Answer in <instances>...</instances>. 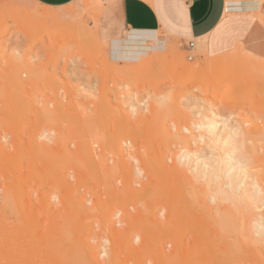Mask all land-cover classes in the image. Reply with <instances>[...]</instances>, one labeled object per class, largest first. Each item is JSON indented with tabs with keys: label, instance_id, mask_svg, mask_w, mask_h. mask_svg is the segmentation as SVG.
I'll list each match as a JSON object with an SVG mask.
<instances>
[{
	"label": "rangeland",
	"instance_id": "obj_1",
	"mask_svg": "<svg viewBox=\"0 0 264 264\" xmlns=\"http://www.w3.org/2000/svg\"><path fill=\"white\" fill-rule=\"evenodd\" d=\"M106 6L0 0V264H264V51L114 60ZM241 180L258 199L211 202Z\"/></svg>",
	"mask_w": 264,
	"mask_h": 264
},
{
	"label": "crops",
	"instance_id": "obj_2",
	"mask_svg": "<svg viewBox=\"0 0 264 264\" xmlns=\"http://www.w3.org/2000/svg\"><path fill=\"white\" fill-rule=\"evenodd\" d=\"M35 1L60 7L74 0ZM104 1L107 6L102 29L114 60L132 61L139 55L146 56L157 41L166 47L177 42L187 51L188 43L194 41V49L198 47L211 55L241 44L264 51V0Z\"/></svg>",
	"mask_w": 264,
	"mask_h": 264
},
{
	"label": "bare ground",
	"instance_id": "obj_3",
	"mask_svg": "<svg viewBox=\"0 0 264 264\" xmlns=\"http://www.w3.org/2000/svg\"><path fill=\"white\" fill-rule=\"evenodd\" d=\"M252 2V1H251ZM253 2H254V0H253ZM257 2V1H256ZM37 15V14H36ZM39 15V14H38ZM37 15V16H38ZM44 15V14H43ZM46 15H44V16H40V17H42V18H44ZM48 17H50L51 15L50 14H48L47 15ZM157 37H159V36H157ZM161 37V36H160ZM119 41V40H118ZM121 42V41H120ZM116 43H118V42H116ZM153 44H156L155 46H152L150 49H151V51H155V50H163L166 46L164 45L165 43H163V42H160V41H157L156 43H153ZM121 45V44H120ZM126 47V46H125ZM120 48V47H119ZM138 48H140V47H138ZM114 49H116V47L114 48ZM128 49V48H127ZM142 49H144V48H142ZM148 50V49H147ZM150 51V52H151ZM149 52V53H150ZM120 53H122V52H120ZM119 53V54H120ZM148 53V54H149ZM146 56H147V54H146ZM121 57V56H120ZM144 57V56H143ZM122 58V57H121ZM136 59L135 60H133V61H136V60H139L140 58H142V57H140V55H139V58H137V57H135ZM192 73L193 72H189L188 74H187V76H190V75H192ZM202 127H203V125L202 124H197L196 125V129H202ZM215 128L212 126L209 130H208V132L210 133V135H211V140L212 141H219V140H222L223 141V143H226V144H230V143H232V139L230 138V137H227V138H222L221 139V137L220 136H218V135H216V133H215ZM204 137V136H203ZM202 136L200 137V142L201 141H205V137L203 138ZM198 139V138H197ZM232 152H234V151H232ZM129 153V152H128ZM124 156H125V154H123ZM132 156V155H131ZM227 156L230 158L229 160H226L227 161V163L229 164V165H231L232 167L230 168V169H228V177H229V175L232 177V178H230V181L229 182H231V185H234V183L232 184V181H234L235 179H236V177L233 175V174H231V173H233L234 171H231L233 168H234V163H233V158L231 157L232 155L230 154V152H228V154H227ZM186 157H188V156H186ZM191 157L189 156V159H190ZM198 157H196V159H197ZM189 159H182V164H183V167L185 168H187V165H188V163L191 161H188ZM184 160V161H183ZM198 160V159H197ZM221 161V160H220ZM220 161H218V163H216L215 162V164H218V165H216L215 166V164L212 166V168L211 167H208V165H207V163H204V167L202 168V164H200L199 166H198V164L196 165V167L193 169V170H191V172L192 173H194V176H193V178L194 179H197L198 180V178H201V179H204L203 181H205V183H211V181L212 180H214V181H218V179H219V175L218 174H216V175H211L212 174V172H220L221 171V168H220ZM196 163H198V162H196ZM182 167V168H183ZM190 167L188 166V170L187 171H189L190 169H189ZM174 169H177L176 167H174ZM179 170H181V169H179ZM136 171V170H135ZM137 172V171H136ZM139 172V171H138ZM190 172V173H191ZM142 173V172H141ZM140 174V173H139ZM132 179V178H131ZM131 179H129V180H131ZM231 179H234V180H231ZM124 180V179H123ZM128 180V182H130ZM120 181V180H119ZM133 181V180H132ZM201 182V183H203L204 184V182ZM244 180H241V182H239L240 184H238V185H235L234 187H232V186H230V183H229V189H225V191H222L221 189H217L216 191L217 192H215V194L214 195H211L212 197H211V202H213V201H216V202H213V204L215 203H217V199H219V198H222V197H226V200H227V198H229V200L228 201H232V203L233 202H237V201H233L234 199H236V200H238V199H244L245 201L247 200V201H249V200H253V199H258L259 198V195L262 193V191L259 189V188H257V189H251L250 187H252L251 185H253V184H251L250 186H247V185H245L244 184ZM119 183V182H118ZM124 184L126 185V182H124ZM130 184H131V182H130ZM128 185V184H127ZM240 185V187H238ZM206 187V186H205ZM111 188V187H110ZM114 188V187H113ZM207 189V188H206ZM219 190V191H218ZM258 190H259V192H258ZM112 192V194L114 195V194H118L117 193V190H115V189H113V191H111ZM119 192V191H118ZM121 192V191H120ZM111 194V193H110ZM228 196V197H227ZM224 197V198H225ZM234 198V199H233ZM7 199V198H6ZM6 199L4 198V202H2L3 204L1 205V209H0V221H1V219H2V216L4 215V213L5 212H7V211H5V202H7L6 201ZM260 200H261V202H262V199H261V197H260ZM223 201H225V200H223ZM255 201V200H254ZM238 204H240V202L238 201L237 202ZM7 206V205H6ZM8 207V206H7ZM116 208V207H115ZM139 211H140V209H138ZM137 210V211H138ZM142 210V209H141ZM146 210H148V209H146ZM218 210V209H217ZM113 211H114V209H113ZM219 211V210H218ZM222 211V210H221ZM151 212V211H150ZM141 213V212H140ZM160 213V212H159ZM172 213V212H171ZM122 214V213H121ZM129 214V213H128ZM156 214V213H155ZM168 214H169V212H168ZM160 215V214H159ZM5 216V215H4ZM130 216V215H129ZM137 216V215H136ZM136 216H135V219H137L136 218ZM156 216H158V215H156ZM170 216H171V214H170ZM261 218H262V216H260ZM130 218V217H129ZM221 218H223V217H221ZM111 219V218H110ZM114 219V218H113ZM260 219V218H259ZM109 220V219H108ZM116 220V219H115ZM114 220V221H115ZM119 220V219H118ZM114 221H112V222H114ZM131 221H132V218H130V220H129V222L131 223ZM138 221L139 222H137L136 221V223H139V225H140V220L138 219ZM164 221V220H163ZM165 221H167V220H165ZM170 221V220H169ZM119 222H123V221H119ZM128 222V223H129ZM156 222H158L157 220L154 222L155 223V225L157 224ZM257 222V221H256ZM115 223V222H114ZM160 222H158V224H159ZM163 223V222H162ZM161 223V224H162ZM259 223H261V222H257L256 224H255V226L254 227H256V232H258V235L259 234H261L262 233V228L263 227H260V226H262V224H259ZM133 224V223H132ZM164 224H166L165 222H164ZM109 225V224H108ZM121 225H123V224H121ZM132 226V225H131ZM135 226V225H134ZM146 226V225H145ZM157 226V225H156ZM163 227V225H160L159 224V226H157L158 228L159 227ZM114 227V226H113ZM116 227V226H115ZM136 227H138V226H136ZM147 227V226H146ZM253 227V226H252ZM124 229H125V227H123ZM160 229V228H159ZM164 229V227L162 228V230ZM194 230V229H193ZM117 231V234L119 233L118 231L119 230H116ZM115 231V232H116ZM133 232V231H132ZM163 232V231H162ZM114 233V232H113ZM144 233V232H143ZM251 233H252V231H251ZM126 234H128V233H126ZM131 234V233H130ZM254 234V233H253ZM146 235V234H145ZM264 235V234H263ZM256 237V236H255ZM106 238V237H105ZM114 238V237H113ZM111 239V238H110ZM140 239V238H139ZM171 239H173V238H171ZM107 240V239H106ZM116 240V239H115ZM114 240V241H115ZM174 240V239H173ZM113 241V240H112ZM129 241V242H128ZM126 240V242L129 244V246H131V247H133L134 248V244L133 243H131L130 241H132V240ZM138 241V240H137ZM109 242V241H108ZM118 242V241H117ZM120 243H121V241H119ZM173 242V241H172ZM127 243H126V245L125 246H127ZM122 244V243H121ZM147 244V243H146ZM157 244V243H156ZM180 244V242L178 243V245ZM97 245V244H96ZM101 246H103V244H101ZM112 246V245H111ZM121 246H123V245H121ZM137 246H139V247H142V249H143V247H145L146 245H144V243H142V244H140V245H137ZM171 246V245H170ZM96 247V246H95ZM118 247H119V245H118ZM147 247V246H146ZM157 247H159V245H157ZM175 248H179V247H182L183 248V246H179V247H176V246H174ZM97 248V247H96ZM104 248V247H103ZM113 248V247H112ZM123 248H126V247H123ZM174 248V249H175ZM107 249V248H106ZM141 249V248H140ZM135 250V249H134ZM175 250H177V249H175ZM133 251V250H132ZM138 251V250H137ZM102 257V256H101Z\"/></svg>",
	"mask_w": 264,
	"mask_h": 264
},
{
	"label": "built area",
	"instance_id": "obj_4",
	"mask_svg": "<svg viewBox=\"0 0 264 264\" xmlns=\"http://www.w3.org/2000/svg\"><path fill=\"white\" fill-rule=\"evenodd\" d=\"M195 47V42L194 41H191L188 43V48L191 50H193ZM189 59H192V56H189Z\"/></svg>",
	"mask_w": 264,
	"mask_h": 264
}]
</instances>
